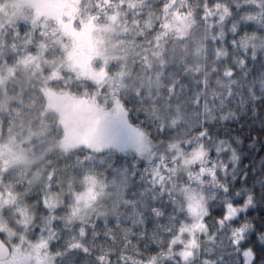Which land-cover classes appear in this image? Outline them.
I'll list each match as a JSON object with an SVG mask.
<instances>
[{
    "label": "snow or ice",
    "instance_id": "6c2138e0",
    "mask_svg": "<svg viewBox=\"0 0 264 264\" xmlns=\"http://www.w3.org/2000/svg\"><path fill=\"white\" fill-rule=\"evenodd\" d=\"M0 264H264V0H0Z\"/></svg>",
    "mask_w": 264,
    "mask_h": 264
}]
</instances>
